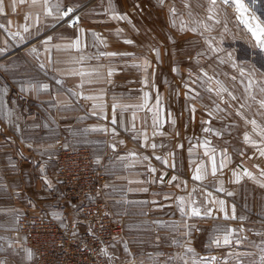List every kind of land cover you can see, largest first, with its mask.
<instances>
[{
    "label": "crops",
    "instance_id": "obj_1",
    "mask_svg": "<svg viewBox=\"0 0 264 264\" xmlns=\"http://www.w3.org/2000/svg\"><path fill=\"white\" fill-rule=\"evenodd\" d=\"M82 1L86 0H47V10L51 12L48 15L45 0H0V57L23 48L25 56L34 53L30 47L47 35L52 37L47 31L58 17L60 9L65 4L72 5ZM96 3L93 12L87 13L88 18L83 27L68 32L69 35L57 34V38L54 36L53 42L62 47L68 58L64 66L54 67L56 59L53 60L54 54H51L54 45H50L44 56L48 60V72L58 74L61 70L65 90H94L97 91V97L91 100L72 98L71 93H57L52 82L43 79L42 82L33 80L31 86H26L27 89L31 88L28 96L17 93L21 96L19 99L13 93L10 99L0 98V107H8L0 109V187L6 190V201H9L10 191L14 193L13 198L30 196V200L24 197L21 201L24 203H20L18 208L25 210L26 206V211L60 218L56 220L61 221L62 212L66 215L68 211L64 208L62 190L55 180V145L61 141L64 146L89 148L98 167L105 172L107 187L104 196L122 226V234L112 243L113 248L120 246V249H127L131 254L140 250L147 254L165 249L180 252L185 249L199 250L197 237L201 232L202 213L194 216L190 214V209L197 208L202 212L201 194L205 191L204 196L208 198L206 205L211 209V214L208 215L211 221L239 220V186L243 182L252 185L251 211L247 213H252L255 217L261 216L258 210L260 208L264 220L262 172L252 173L251 177L256 182L249 180L242 167L233 166L231 149L216 147L209 136L183 127L184 115L179 114L175 108L170 109L168 100L158 96L156 92L158 87L161 91L164 90L163 85L152 80L143 84V90L140 87L141 92L137 96L116 94L112 92L116 90L115 71L112 69L111 72H104L103 67L109 68L106 64H92L86 58L82 59L85 55L98 58L105 56L101 53H109L93 49L86 53L83 50L86 47L82 46L85 36L94 32H97L94 34L96 37L98 33L104 36L101 32L104 27L110 30L109 33L115 32L116 12L108 14L107 19H100L105 14L101 11L105 2L98 0ZM25 27L28 28L27 32L24 31ZM77 36L80 38L79 50L72 46ZM108 39L112 41L111 38ZM13 62L14 60H10L6 66H0L1 96L3 90L9 89L8 79L4 78L2 71L9 72ZM28 70L30 73L27 74L31 76L37 73L34 67L30 66ZM105 74L110 78H105ZM20 85H17L18 91ZM41 85H47V89H42ZM125 85L128 88L136 86L131 82H125ZM28 100L33 104L30 107L33 111L26 109ZM15 105L18 107V116L23 113L26 120H30L27 125L22 124L24 130L20 120L15 124L10 117H6L5 113L11 112ZM114 115L116 123L112 122ZM203 132L210 135L211 129ZM153 144L156 145L155 148L152 147ZM225 153L228 157L224 159L226 167L220 169ZM212 156L215 157L218 168L215 175L212 173ZM156 157L160 159L157 160ZM242 162H245L244 159ZM197 167L204 176L200 181L193 180ZM31 170L37 171L39 176L34 178L35 174H31ZM233 172L240 176L238 183L234 182L236 177ZM173 176L177 177L175 181H172ZM45 179L49 183H45ZM14 186L17 189L12 188ZM221 186L224 191H217ZM27 187H33V194L28 193ZM259 191H262L260 199ZM227 192L232 195H227ZM221 200L224 201L223 211L218 203ZM9 206L0 205V214H3V207L5 212H9ZM181 207L187 214L181 213ZM7 217V213L3 215L4 219Z\"/></svg>",
    "mask_w": 264,
    "mask_h": 264
},
{
    "label": "rangeland",
    "instance_id": "obj_2",
    "mask_svg": "<svg viewBox=\"0 0 264 264\" xmlns=\"http://www.w3.org/2000/svg\"><path fill=\"white\" fill-rule=\"evenodd\" d=\"M97 1L86 0L72 5L65 4L58 12V16L65 8L73 7L78 10L79 22L75 26H69V22L58 21L56 18L53 23L55 27L52 25L47 31L52 35V40L44 43L46 37L49 36L47 35L45 40L36 42L33 47H30L34 53L25 56L23 48L15 49L16 51L10 55L0 57V66H6L8 61L14 60L9 72L8 70L2 71L4 78L8 79L10 90H3V96L0 95V98L10 99L13 93H15L14 97L19 99L21 96L17 93L20 95L24 93L28 96L31 91L26 86H31L33 80L42 82L43 79L51 81L57 93H71L72 98L83 97L87 100L97 97V91L94 90H65L61 70L58 74L48 72V60L44 56L48 53L50 45H54L51 49V54H54L53 60L56 59L54 67L64 66L68 58L64 55L62 47L58 46L57 42H53L55 37L57 38V34L69 35L68 32L83 27L88 18L87 13L93 12ZM103 1L105 2V4L102 3L103 9L106 10H101L105 14L99 17L100 19L109 18L107 15L112 12L120 15L126 14L127 19L116 18L114 33H109L110 30L106 27L103 31L101 30L104 36L100 35L101 33L97 34L99 38L94 35L97 32L89 33L82 43V46L86 47L83 50L85 52L89 49L103 50L119 54L98 58L85 55L82 59L86 58L92 64H106L109 68L103 67L104 72L107 70L111 72L112 69L113 72L115 71L116 90L112 92L116 94L137 96L141 92L140 87L142 86L143 90V84L152 80L158 85H163L164 90L161 91L158 87L156 92L158 96L168 100L170 109L175 108L179 114L184 115L183 127L189 130L194 129V132L199 131L206 137L209 136L216 147L231 149L234 167L240 166L251 175L255 171L262 172L264 180V156H261L259 152L264 150V108L259 105V100L264 99V53L254 47L255 41L245 25L237 19L235 8L225 6L220 0H217L215 6L211 0ZM241 2L248 9L243 18L250 23L264 25V0H241ZM173 9L175 10L174 15ZM210 15L214 18L209 19ZM252 16L256 17L255 21L252 20ZM107 33L112 35H105ZM108 38L112 41H108ZM125 41H132V43H125ZM209 44L218 51L213 52ZM113 50L115 52H111ZM157 51L159 52L158 61ZM229 53L232 54V59H229ZM63 57L64 60H62ZM77 58L80 60L79 55ZM41 64L44 68L40 67ZM30 66L37 69L36 75L27 74L30 73L28 72ZM174 68L176 71H173ZM241 68L244 69L243 75ZM204 73L207 75L205 76ZM105 78L110 77L105 74ZM128 79L131 80L128 81ZM89 81L92 80L89 79ZM249 81H251V86H249ZM125 82L134 83L136 86L128 88ZM18 84H21L19 91L17 90ZM22 87L25 89L23 92ZM228 93L236 99L233 100ZM30 101L26 102L27 110H31L30 107L33 105ZM241 105L244 107L241 108ZM1 108L7 109L8 107ZM218 108L222 111H218ZM237 111L241 115L238 116ZM5 114L15 124H18L20 120L21 127L23 123L27 125L30 121L26 120V115L23 113H19L18 116L17 105L12 107L11 112L8 111ZM252 120L256 121L255 129L250 123ZM24 128L23 126L22 129ZM205 129H211V134L203 132ZM245 134L252 143H245ZM58 145L63 144L58 141L55 149ZM243 159L245 162H242ZM30 173L35 174L34 178L39 176L35 170H31ZM249 180L256 182L252 177H249ZM251 187L252 185L246 182L239 186L240 212L239 220L235 221H211L206 214L209 210L206 205L208 198L204 196L205 191H202V224L200 235L197 237L199 250L152 251L155 255L140 250L131 254L128 250L120 249V246L116 248L110 246L111 264H264L262 209H258L261 215L258 217L247 213L251 211ZM12 188L17 189L16 186ZM27 189L29 194H33V187H27ZM103 189L104 191L106 189L105 183ZM261 192H258L259 199ZM6 195L5 188L0 187V199H2L0 205H10L9 212H5V207H3V214H0L2 215L0 217V264L5 261L7 264H36L33 253L23 244L16 224V217L28 209L26 206L25 210L18 208L19 204L24 203L21 202L24 197L30 200V196L13 198L14 193L10 191L7 202ZM6 213L8 217L4 219L3 215ZM68 217L69 214L64 215L62 212L61 221ZM53 219L60 218L53 217ZM225 235L229 237L228 244L223 243ZM217 239L220 241L219 244L214 243Z\"/></svg>",
    "mask_w": 264,
    "mask_h": 264
},
{
    "label": "built area",
    "instance_id": "obj_3",
    "mask_svg": "<svg viewBox=\"0 0 264 264\" xmlns=\"http://www.w3.org/2000/svg\"><path fill=\"white\" fill-rule=\"evenodd\" d=\"M77 12L64 21L70 24ZM55 151V180L69 217L58 221L32 211L18 215L23 244L36 264H111L109 248L122 226L103 193L106 175L87 147L58 145Z\"/></svg>",
    "mask_w": 264,
    "mask_h": 264
},
{
    "label": "snow or ice",
    "instance_id": "obj_4",
    "mask_svg": "<svg viewBox=\"0 0 264 264\" xmlns=\"http://www.w3.org/2000/svg\"><path fill=\"white\" fill-rule=\"evenodd\" d=\"M211 2H212V4H213V6H215L217 0H211ZM220 2H221L222 4H224L225 6H232V7L235 8V11H236V13H237V19H239V20L245 25V27L247 28V31L251 33V36H252V38H253L254 41H255V45H254V47L257 48V49H259V51H260L261 53H264V25H262V24H260V23H250L248 20H245V19L243 18V17H244V14L248 12V9H247V8L245 7V5L241 2V0H220ZM45 7H46V10H47V0H45ZM137 7H139V6L137 5ZM75 11H76L75 8H73V7H68L66 11L61 12L60 15L57 17L58 21H63L66 17H67V18H71V17H73V14L75 13ZM172 12H173V15H174V14H175V10L173 9ZM47 14H48V15H51L50 10H47ZM115 18L120 19V20H125V19H127V15H126V14H125V15H120L119 13H117V14H115ZM213 18H214V17H213L212 15L209 16V19H213ZM25 19H27V17H26ZM79 19H80V18H79L78 16H75L74 18H72V19H71V23H70L69 26H75V25L79 22ZM252 20L255 21V20H256V17H255V16H252ZM129 22H130V21H129ZM0 27H2V25H0ZM53 27H55V25H53ZM192 30L195 31V29H192ZM24 31L27 32V31H28V28L25 27V28H24ZM97 38H99V37H97ZM21 39H23V37H21ZM51 40H52V37H48V38L44 41V43H48V42H50ZM125 43H132V41H125ZM72 46L75 47L77 50H79V47H80V38H79V36H77L76 40L73 41ZM209 47L211 48V50H212L213 52L218 51V49L212 47L211 44H209ZM118 54H119V53H101V55H118ZM228 55H229V59H232V54L229 53ZM156 58H157V61H158V60H159V52H158V51L156 52ZM146 63H147V62H146ZM233 65L235 66V62H233ZM40 67H41V68H44V65L41 64ZM173 71H176V69L174 68ZM241 74H242V75L244 74V69H243V68H241ZM109 75H111V73H109ZM204 75L206 76L207 74L204 73ZM57 83H59V81H57ZM249 86H251V81H249ZM40 87H41L42 89H44V90L47 89V85H41ZM29 90H31V88H30ZM21 91L23 92V91H25V89L22 87V88H21ZM209 91H211V89H209ZM228 95L231 96V98H232L233 100L236 99V97L233 96L231 93H228ZM253 98H254V97H253ZM159 104H160L159 97H157V105L159 106ZM259 105H260L261 108H264V99L259 100ZM115 107H116V106L114 105V106H113V112H114V113H115ZM243 107H244V105H241V108H243ZM217 110H218V111H222V109H219V108H218ZM193 111H195V109H193ZM93 114L96 115V113H93ZM236 114H237L238 116L241 115V113H240L239 111H237ZM169 116H170V114H169ZM112 122H113V123H116L115 115H114V117H113V121H112ZM209 123H210V121H209ZM250 123L253 125V127H254V129H255L256 121H255V120H252V121H250ZM95 130H98V131H106V129H94V131H95ZM209 130H210V129H205V131H209ZM113 131H115V130H113ZM244 140H245V143H252V141L249 139V137H248L247 134H245ZM112 147H113V150H115V145H113ZM152 147L155 148L156 145L153 144ZM207 154H208V153L206 152V155H207ZM260 155H261V156H264V150H262V151L260 152ZM227 158H228V157H227V154L225 153V154H224V157H223V159H222V161H221V163H220V165H219V168H220V169H223L224 167H226V165H225V163H224V159H227ZM156 159L159 160L160 157H156ZM211 161H212V173H213V175H215L216 172H217V170H218V168H217V164H216V162H215V157H214V156L211 157ZM41 171L43 172V169H41ZM149 171H154V169H149ZM233 175L236 177V179H235L234 182L238 183V182H239V179H240V176H239L237 173H235V172H233ZM244 175H247V176L251 177V174H250L246 169L244 170ZM203 178H204V176H203V174L201 173V169H200L199 167H197L196 172H195V174L193 175V180H195V181H200V180H202ZM176 179H177L176 176H173V177H172V181H175ZM161 180H163V177H161ZM172 181H169V183H171ZM44 182H45V183H49V182L47 181V179H45ZM178 186H179V185H178ZM261 186L264 187V185H261ZM105 187H107V185H106ZM217 191H224V189H223V187L221 186V187H219V188L217 189ZM226 194L229 195V196L232 195L231 192H227ZM180 199H181V203H183L182 198H180ZM209 203H216V201H209ZM218 203L221 205V209H220V210L223 211V207H222V206H223V204H224V201L221 200V201H218ZM181 213H182V214H187V213H185L183 207H181ZM190 214H191V215H194V216H200V215H201V212H200L199 209H197V208H191V209H190ZM206 214H207V215H210V214H211V209H209L208 212H207ZM233 218H234V217H233ZM230 231H234V230H230ZM219 242H220L219 239H217V240L214 241V243H217V244H219ZM229 242H230V241H229V237H228V235H225L224 238H223V243H224V244H228ZM125 251H127V249H125ZM101 253L106 255V250H105V249H101ZM3 264H7V262L5 261V262H3Z\"/></svg>",
    "mask_w": 264,
    "mask_h": 264
}]
</instances>
